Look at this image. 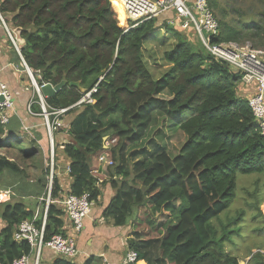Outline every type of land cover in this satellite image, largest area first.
Segmentation results:
<instances>
[{"label": "trees", "instance_id": "16d2710c", "mask_svg": "<svg viewBox=\"0 0 264 264\" xmlns=\"http://www.w3.org/2000/svg\"><path fill=\"white\" fill-rule=\"evenodd\" d=\"M232 1L246 4L247 19L241 6L233 7L235 20L229 23L232 14L227 6L219 0H207L219 24V35L212 42L242 44L247 40L253 48L264 50V0ZM0 15L38 85L79 82L85 90L81 93L66 86L45 99L51 110L68 109L64 120L70 121L69 125L58 130L69 139L61 147L72 179L67 195L88 193L90 200L97 202L99 180L90 174V161L105 152L113 164L104 168L102 184L110 185L112 196L103 215L115 226H126L134 211L140 209L153 217L166 208H175L162 223L163 235L158 241H145L139 233H131L128 251L138 255L136 264H148L145 258L151 249L158 251L151 264H239L223 252L222 246L226 237L230 241L229 236H237L233 228L238 227L241 214L229 220L220 234L213 222L234 202L237 174L264 173V138L257 130L240 77L208 55L198 39L193 43V37L197 38L193 30L182 32L168 25L172 12L132 27L112 0H0ZM159 30L164 31V42L173 46L162 52L160 63H155L167 65L166 70L152 67L144 59L146 38ZM155 71L161 76L154 75ZM92 90L91 104L74 107ZM30 111L41 113L36 104ZM155 113L167 119L164 126L171 129V136L180 133L185 140L174 156L163 141L152 142L150 154L141 162L131 163L126 152L145 138ZM4 129L0 125V136ZM159 133L167 135L162 129ZM16 146L22 163L30 158L39 160L20 144ZM4 172L20 173L13 161L0 156V176ZM49 176L47 170L43 174L47 182L35 180L45 195ZM23 179L26 181L27 176ZM253 187L248 199L264 189V180L255 179ZM58 190L53 171L50 197L57 198ZM263 198L249 208L264 221L259 210ZM62 215L56 206H48L44 241L59 234ZM0 219V261L11 264L29 255V246L15 243L12 235L18 223L32 220V216L21 204L4 203L0 204ZM134 222L135 229L144 227L141 232L146 235L154 230L149 217L144 221L134 218ZM40 225L35 224L37 228ZM94 261L90 257L85 264ZM54 264L74 263L58 259Z\"/></svg>", "mask_w": 264, "mask_h": 264}, {"label": "crops", "instance_id": "0c3cea01", "mask_svg": "<svg viewBox=\"0 0 264 264\" xmlns=\"http://www.w3.org/2000/svg\"><path fill=\"white\" fill-rule=\"evenodd\" d=\"M171 19H175L174 15ZM20 56L0 23V80L8 89L14 104V111L9 115L10 125L5 127L4 134L0 136V156L13 161L20 171L19 174L14 175L4 172L0 176V192L3 193L0 195V204H21L25 212L32 216L35 224L42 223L48 191L46 195L45 190L40 193L36 181L41 178L44 180L43 174L47 170L51 174L50 164L52 162L59 190L57 198L50 197L49 205L56 206L63 213L60 217L62 224L59 234H65L69 231L70 224L61 203L70 191L72 179L67 174L69 161L65 158L61 147L69 139L63 132H59V129L56 130L57 132L49 134L42 116L32 115L28 111L35 94L30 83L31 80L28 79L29 77L28 80L24 77L27 71ZM61 118L59 128H65L64 126H68L70 121H65L64 116ZM23 127L28 128V131H21ZM18 136H22L19 142L16 140ZM17 144H20L22 150L32 152L33 158L36 154V158L39 160L30 158L22 163L19 159L20 151ZM93 158L94 156L90 161L91 170L94 166L97 169L96 156L95 159ZM23 175L27 176V182L23 179ZM103 178L104 169L98 168L96 179L102 181ZM102 182L97 183V189L101 193L90 216L85 219L84 229L77 239L79 255L74 260H66L68 262L85 264L91 257L95 260L93 264H123L124 256L128 251V235L131 226L128 223L124 227H117L110 218L103 215L112 196V188L108 183L103 185ZM58 259L62 258L48 249H42L38 264H54ZM29 260V264H33L34 253L29 254ZM144 264L146 263L144 262Z\"/></svg>", "mask_w": 264, "mask_h": 264}, {"label": "built area", "instance_id": "2783aa9c", "mask_svg": "<svg viewBox=\"0 0 264 264\" xmlns=\"http://www.w3.org/2000/svg\"><path fill=\"white\" fill-rule=\"evenodd\" d=\"M124 14V19L132 23V27L145 23L152 19H157L168 12H172L175 19L167 21L173 28H178L182 32L193 30L197 35L201 45L208 55L216 61L226 64L229 69L240 77V83L248 91L247 103L252 113L257 130L264 138V50L256 49L249 44H237L234 42L214 43L213 38L219 35V24L214 18L207 0H116ZM0 23L11 41L16 52L20 56L18 46L0 15ZM21 58V56H20ZM22 64L31 80V86L36 96L35 101H31L30 106L36 104L41 110L39 116L44 119V125L49 134L55 132L61 126V117L68 109L51 110L45 102L40 88L29 68L21 58ZM86 93L74 107L83 104H91V92ZM14 111V104L8 89L0 81V125L6 127L9 123L10 113ZM28 128L23 127V132ZM22 136H18L20 140ZM98 168H105L113 164L111 157L102 152L96 156ZM53 163L50 164L51 174L48 183V196L40 228L35 226L34 220H24L14 227L12 240L17 243H26L30 252L34 253L33 264H38L42 249H48L58 257L65 260H74L78 255L77 239L84 229V221L88 218L95 206L90 200V195L84 193L80 197L67 195L62 201V208L70 224L69 231L65 234H56L44 241V227L46 221L47 208L50 202V190L52 186ZM70 168H67L69 174ZM90 174L93 176L92 170ZM3 194L0 192V195ZM1 199V198H0ZM138 255L134 251H127L123 264H136ZM29 255H23L19 259L13 260L11 264H29ZM0 264H3L0 261Z\"/></svg>", "mask_w": 264, "mask_h": 264}, {"label": "rangeland", "instance_id": "374dc122", "mask_svg": "<svg viewBox=\"0 0 264 264\" xmlns=\"http://www.w3.org/2000/svg\"><path fill=\"white\" fill-rule=\"evenodd\" d=\"M219 2L222 3L223 5H226L228 12L232 14V16H229L227 19L229 23L235 20L234 18L235 13H231V9H233V7L238 8L241 6V9H242L241 11L247 14L245 18L246 19L248 18L249 16L248 12L245 10L246 4L241 5L240 2L238 3L237 1H232V0H219ZM256 17L260 19L259 15H256ZM158 21H159V24L162 23V19H159ZM118 22L120 21L118 20ZM163 36H164V31L159 30V32L156 33L155 35L146 38L148 39L147 40L148 46H145L144 48V50L146 49V52L144 54V59L146 63H149L150 66L152 67L162 66L164 67L163 70H166L168 67L167 65L155 64V63H160L162 52H164L165 50L170 51L173 47V46L170 47L168 43L164 42L165 36L164 37ZM197 39L198 38L193 37V40H192L193 43H197ZM171 42L173 45L174 41L171 40ZM246 43L249 44L250 46H253L252 43L247 40L241 45H244ZM162 67H159V68L162 69ZM154 75L159 76V72L155 71ZM26 76L24 77L27 79L28 76L27 77ZM156 78L158 79V77ZM163 96L167 97V95L165 94ZM187 116H188L187 114L184 115L185 118ZM167 122H168L167 119L159 113H155L152 116V123L149 126L147 132L145 133V138L139 144L129 148L126 152L127 156H129L131 163L141 162L142 160H144L146 154L147 155L150 154V151H151L150 145H152L153 143H159L160 141H163L162 145L164 146H166L167 144L168 151L172 156L177 154V152L179 151L185 139L180 133H177L171 136L169 132L171 129L167 126H164L165 123ZM161 129L167 135L163 133L160 134L159 131ZM105 140L106 138H104V141ZM113 141L115 143V140H111L112 143ZM66 144L67 143L63 145H66ZM109 147L111 149L113 146L110 145ZM142 151H144L143 152L144 154L140 155L139 153H141ZM93 159H95V157ZM95 167L96 166L92 168V173H93V177L96 178L98 171H96ZM104 174H106L105 171H104ZM257 178H260V182L262 183L264 180V173L260 175L237 174L236 175V198L234 202L232 203V205L230 206V208L224 213H222L219 216L218 220H215L213 222L215 227L218 230V234H220L222 232V229L229 225L228 224L229 220L233 218H237L238 215L241 214L238 227L233 228V230H237L236 232H234L237 236L235 235L229 236L228 239L230 241H226L227 240V237H226V240L223 241V246H222L223 252L227 254L228 256H232L236 258L239 264H264L263 262L264 261V221L257 217L256 210L249 208V206L255 204L258 201V199L264 197V189H259V192L256 194V196L253 199H248V196H247V193H251L253 191L254 189L253 182ZM102 181L99 180L98 183H101ZM178 204L179 203L177 202L176 205ZM173 209L175 208L171 206L170 208H166L160 213L153 215V217L149 215V212L146 209H140L138 211L136 210L137 211L136 213L134 211V214H133L134 216L128 220V223H132L130 227L129 235H128L129 236L128 241L133 239V237L131 236V233H134V232L139 233L141 236H143L144 238H142V240L151 241V242L158 241L161 238V235H163V230L160 227L162 223L167 221L172 216ZM263 209H264V198L259 207V210L261 211L264 217ZM148 217L151 218L152 221H154V224H153L154 230L149 231L146 235L145 233L141 232L144 227L140 228V230L135 229L136 223L134 222V218L137 219L138 221H144ZM154 226L158 227V230L157 229L155 230ZM1 227H2V221L0 219V228ZM229 228L230 226L227 229ZM225 235L226 233H224V236ZM255 255H258V256H256L253 261L249 262L251 258L254 257ZM157 258H158L157 249H151L146 253L145 261L148 264H151Z\"/></svg>", "mask_w": 264, "mask_h": 264}, {"label": "water", "instance_id": "95a60500", "mask_svg": "<svg viewBox=\"0 0 264 264\" xmlns=\"http://www.w3.org/2000/svg\"><path fill=\"white\" fill-rule=\"evenodd\" d=\"M68 86L69 88H76L78 89L81 93H85L84 89H81L80 83L79 82H70L67 83L66 81H61L60 83L56 85H51L49 83L44 84L40 88L41 95L46 98H52L54 97L61 89L64 87Z\"/></svg>", "mask_w": 264, "mask_h": 264}, {"label": "bare ground", "instance_id": "6f19581e", "mask_svg": "<svg viewBox=\"0 0 264 264\" xmlns=\"http://www.w3.org/2000/svg\"><path fill=\"white\" fill-rule=\"evenodd\" d=\"M112 1L115 2L118 6H120L119 3H118L116 0H112ZM1 195H2V194H1Z\"/></svg>", "mask_w": 264, "mask_h": 264}, {"label": "clouds", "instance_id": "9594fccd", "mask_svg": "<svg viewBox=\"0 0 264 264\" xmlns=\"http://www.w3.org/2000/svg\"><path fill=\"white\" fill-rule=\"evenodd\" d=\"M17 140V139H16Z\"/></svg>", "mask_w": 264, "mask_h": 264}]
</instances>
